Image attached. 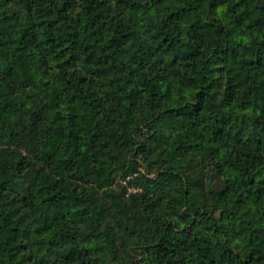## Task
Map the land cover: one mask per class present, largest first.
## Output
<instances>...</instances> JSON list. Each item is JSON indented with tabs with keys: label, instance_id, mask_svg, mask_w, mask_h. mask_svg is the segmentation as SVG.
<instances>
[{
	"label": "trees",
	"instance_id": "obj_1",
	"mask_svg": "<svg viewBox=\"0 0 264 264\" xmlns=\"http://www.w3.org/2000/svg\"><path fill=\"white\" fill-rule=\"evenodd\" d=\"M0 60V264H264V0H0Z\"/></svg>",
	"mask_w": 264,
	"mask_h": 264
},
{
	"label": "rangeland",
	"instance_id": "obj_2",
	"mask_svg": "<svg viewBox=\"0 0 264 264\" xmlns=\"http://www.w3.org/2000/svg\"><path fill=\"white\" fill-rule=\"evenodd\" d=\"M3 61L0 60V68L3 67ZM129 158L132 160L135 159L134 161L136 163V167L132 169L131 171H125L120 169L113 177V179L104 187H101L100 189H108V188H113L116 190H122L124 197H129L133 195L134 193H138L140 191H143V187L141 184H139L136 181V177L139 176L140 174L146 175L147 177L151 178H157L161 169V164L160 162H149L145 161L143 159V154L138 153L134 154L132 153L129 155ZM133 251V248H130Z\"/></svg>",
	"mask_w": 264,
	"mask_h": 264
}]
</instances>
